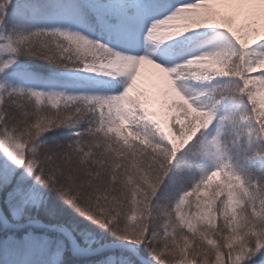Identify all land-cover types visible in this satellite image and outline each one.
I'll use <instances>...</instances> for the list:
<instances>
[{"label": "snow or ice", "instance_id": "obj_1", "mask_svg": "<svg viewBox=\"0 0 264 264\" xmlns=\"http://www.w3.org/2000/svg\"><path fill=\"white\" fill-rule=\"evenodd\" d=\"M0 264H264V0H0Z\"/></svg>", "mask_w": 264, "mask_h": 264}]
</instances>
